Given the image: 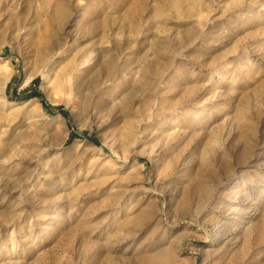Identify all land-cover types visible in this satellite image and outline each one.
I'll return each instance as SVG.
<instances>
[{
  "label": "rangeland",
  "instance_id": "374dc122",
  "mask_svg": "<svg viewBox=\"0 0 264 264\" xmlns=\"http://www.w3.org/2000/svg\"><path fill=\"white\" fill-rule=\"evenodd\" d=\"M0 81V264H264V0H0Z\"/></svg>",
  "mask_w": 264,
  "mask_h": 264
},
{
  "label": "bare ground",
  "instance_id": "6f19581e",
  "mask_svg": "<svg viewBox=\"0 0 264 264\" xmlns=\"http://www.w3.org/2000/svg\"><path fill=\"white\" fill-rule=\"evenodd\" d=\"M6 67V66H5ZM5 67H3V69L5 70L6 68ZM222 80L220 79L219 80V82H221ZM0 82H2V81H0ZM238 193H240V192H238ZM237 198H236V200H235V202H238L239 201V199H238V197H239V194H238V196H236ZM214 238V237H213ZM215 239V238H214ZM144 257H145V255H144ZM149 260V259H148ZM152 260V259H151Z\"/></svg>",
  "mask_w": 264,
  "mask_h": 264
}]
</instances>
